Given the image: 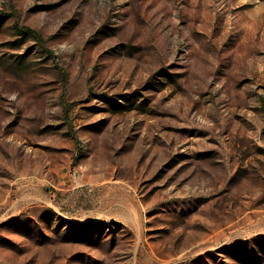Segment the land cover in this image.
<instances>
[{"label":"rangeland","instance_id":"1","mask_svg":"<svg viewBox=\"0 0 264 264\" xmlns=\"http://www.w3.org/2000/svg\"><path fill=\"white\" fill-rule=\"evenodd\" d=\"M1 12L0 264H264V0Z\"/></svg>","mask_w":264,"mask_h":264},{"label":"trees","instance_id":"2","mask_svg":"<svg viewBox=\"0 0 264 264\" xmlns=\"http://www.w3.org/2000/svg\"><path fill=\"white\" fill-rule=\"evenodd\" d=\"M6 16L7 15L5 13L3 12L0 13V28ZM16 32H17V35H20L21 39L27 38V37H33L38 42H43L41 33L37 31L36 29L31 28L29 26H21L19 24H16Z\"/></svg>","mask_w":264,"mask_h":264}]
</instances>
